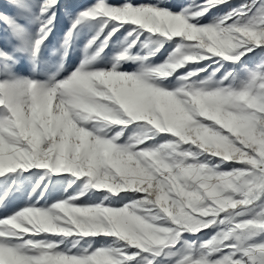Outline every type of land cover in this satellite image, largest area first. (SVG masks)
Wrapping results in <instances>:
<instances>
[{"label":"snow or ice","instance_id":"1","mask_svg":"<svg viewBox=\"0 0 264 264\" xmlns=\"http://www.w3.org/2000/svg\"><path fill=\"white\" fill-rule=\"evenodd\" d=\"M0 264H264V0H0Z\"/></svg>","mask_w":264,"mask_h":264}]
</instances>
